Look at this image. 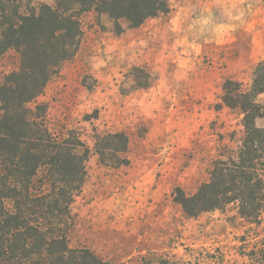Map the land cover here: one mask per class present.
<instances>
[{
  "label": "rangeland",
  "instance_id": "rangeland-1",
  "mask_svg": "<svg viewBox=\"0 0 264 264\" xmlns=\"http://www.w3.org/2000/svg\"><path fill=\"white\" fill-rule=\"evenodd\" d=\"M170 6L138 27L121 20V33L107 14L84 12L77 54L30 103L47 105L55 134L74 130L91 149L69 243L106 264H264V221L241 216L235 203L191 217L174 199L177 187L194 193L241 145L243 115L223 103V83L249 85L264 60V0ZM19 66L15 49L1 56L0 83ZM109 131L128 134L129 164L100 162L95 133ZM48 189L42 168L32 191Z\"/></svg>",
  "mask_w": 264,
  "mask_h": 264
},
{
  "label": "trees",
  "instance_id": "trees-1",
  "mask_svg": "<svg viewBox=\"0 0 264 264\" xmlns=\"http://www.w3.org/2000/svg\"><path fill=\"white\" fill-rule=\"evenodd\" d=\"M24 1L0 0V57L10 49L20 55L18 69L0 83V264H106L90 248L71 246L68 238L72 204L87 182L91 149L74 130L55 134L46 121L47 105L30 103L77 54L84 12L107 14L121 33V20L138 27L170 12V0H58L55 6ZM262 93L264 60L253 66L249 85L225 79L221 99L243 115L244 135L233 154L214 162L211 178L194 193L175 189V201L189 216L235 203L241 216L264 221ZM129 145L124 131L95 133L94 152L105 165L129 164ZM42 168L49 189L37 194L32 184Z\"/></svg>",
  "mask_w": 264,
  "mask_h": 264
}]
</instances>
